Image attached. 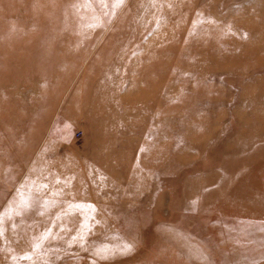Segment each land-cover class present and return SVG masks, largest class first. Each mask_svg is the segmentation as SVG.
I'll list each match as a JSON object with an SVG mask.
<instances>
[{
  "label": "rangeland",
  "instance_id": "1",
  "mask_svg": "<svg viewBox=\"0 0 264 264\" xmlns=\"http://www.w3.org/2000/svg\"><path fill=\"white\" fill-rule=\"evenodd\" d=\"M262 134L264 0H0V264H264Z\"/></svg>",
  "mask_w": 264,
  "mask_h": 264
},
{
  "label": "snow or ice",
  "instance_id": "2",
  "mask_svg": "<svg viewBox=\"0 0 264 264\" xmlns=\"http://www.w3.org/2000/svg\"><path fill=\"white\" fill-rule=\"evenodd\" d=\"M123 2H124V0H113V3H115L117 5L122 4ZM20 206L27 207L25 202L22 201V200L20 201ZM9 211H11V210H9ZM18 214H19V212H17V215ZM4 215H5L4 213H0V225H2V223H3ZM0 232H2V229H0ZM38 247H40V245L38 243L33 245L34 249L38 248ZM130 250H131V245L130 244L124 245V247L122 249V251H130ZM107 253H108V250L105 249V248H99L96 251V255L99 256L101 259H106L107 258ZM24 259H29L30 260L31 256L25 254Z\"/></svg>",
  "mask_w": 264,
  "mask_h": 264
},
{
  "label": "bare ground",
  "instance_id": "3",
  "mask_svg": "<svg viewBox=\"0 0 264 264\" xmlns=\"http://www.w3.org/2000/svg\"><path fill=\"white\" fill-rule=\"evenodd\" d=\"M127 96H128V95H123V96H122L123 101H125V100L128 98ZM102 100H103V101H102ZM104 100H105V99H104L102 96H101V99H100V96H99V100H98V103H99L98 105H99V107L102 105L103 102H105ZM98 109H99V111H100V108H98ZM98 109H97V110H98ZM96 112H97V111H95V114H96ZM100 113H102V114L104 113V115H105L106 112L104 111V109H102V110L100 111ZM108 114H109V113H108ZM118 115H119V112L115 111V109H113V111H111L110 114H109V116H114V117H116V116H118ZM106 116H108V115H106Z\"/></svg>",
  "mask_w": 264,
  "mask_h": 264
},
{
  "label": "crops",
  "instance_id": "4",
  "mask_svg": "<svg viewBox=\"0 0 264 264\" xmlns=\"http://www.w3.org/2000/svg\"><path fill=\"white\" fill-rule=\"evenodd\" d=\"M262 135H264V134H262ZM256 136V135H255ZM256 137H261L260 135H257Z\"/></svg>",
  "mask_w": 264,
  "mask_h": 264
}]
</instances>
